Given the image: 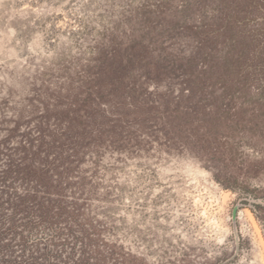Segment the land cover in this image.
<instances>
[{
    "label": "rangeland",
    "instance_id": "1",
    "mask_svg": "<svg viewBox=\"0 0 264 264\" xmlns=\"http://www.w3.org/2000/svg\"><path fill=\"white\" fill-rule=\"evenodd\" d=\"M0 264H264V0H0Z\"/></svg>",
    "mask_w": 264,
    "mask_h": 264
},
{
    "label": "water",
    "instance_id": "2",
    "mask_svg": "<svg viewBox=\"0 0 264 264\" xmlns=\"http://www.w3.org/2000/svg\"><path fill=\"white\" fill-rule=\"evenodd\" d=\"M237 215H238V206H236L233 210V215H232V219L233 221H236L237 219Z\"/></svg>",
    "mask_w": 264,
    "mask_h": 264
}]
</instances>
